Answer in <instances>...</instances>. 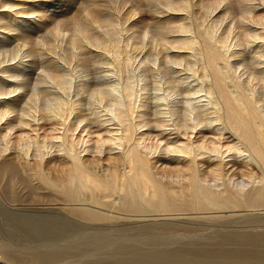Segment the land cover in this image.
Masks as SVG:
<instances>
[{
  "label": "bare ground",
  "instance_id": "6f19581e",
  "mask_svg": "<svg viewBox=\"0 0 264 264\" xmlns=\"http://www.w3.org/2000/svg\"><path fill=\"white\" fill-rule=\"evenodd\" d=\"M76 1L0 0V264H264V0Z\"/></svg>",
  "mask_w": 264,
  "mask_h": 264
},
{
  "label": "rangeland",
  "instance_id": "374dc122",
  "mask_svg": "<svg viewBox=\"0 0 264 264\" xmlns=\"http://www.w3.org/2000/svg\"><path fill=\"white\" fill-rule=\"evenodd\" d=\"M78 5H79V1H76L75 0V2H74V6L72 7V10H71V13L72 14H77L78 12H77V7H78ZM134 18V17H133ZM132 18V19H133ZM131 20V19H130ZM127 23H128V21H127ZM67 69V73H68V78L69 79H72V80H70V81H72V82H70L69 80H68V82H70V83H68V85H67V90L64 92V93H68L67 95H69V96H72V97H75V87H77L78 85H80V82L83 84H87V83H89V85H91V84H93V85H95V83H99V82H102V81H104V80H106V79H104V77L105 76H103V73L101 72V70H98L97 68H94V67H91V66H87V67H78V66H67L66 67ZM73 68H75V69H73ZM80 68V69H79ZM73 72H70V70ZM88 70V71H87ZM75 71V72H74ZM78 71V72H77ZM95 72V73H94ZM86 73H87V75H86ZM102 73V74H101ZM140 73V74H139ZM72 75H73V77H72ZM103 77H102V76ZM134 75V76H133ZM138 75V76H137ZM82 79H81V78ZM84 77H86V78H84ZM101 77V78H100ZM139 77V78H138ZM109 78V77H108ZM111 78V77H110ZM109 78V79H110ZM81 79V80H80ZM102 79H104V80H102ZM131 79L133 80V82H134V85L136 84V87H138V85H139V87L138 88H142V89H140V91L144 94V96L146 95L147 96V98L149 99V92L151 93V95H152V93H153V91H152V82H151V80H150V77L148 76V74L143 70V69H140V68H138V69H136V71H135V69H134V71H133V74H132V77H131ZM138 81H137V80ZM146 79V80H145ZM102 80V81H101ZM140 80V81H139ZM98 81V82H97ZM48 83V84H47ZM91 83V84H90ZM143 83V84H142ZM71 84V85H70ZM73 84V85H72ZM76 84V85H75ZM81 84V85H82ZM48 87V86H51V84H50V82H49V80L48 79H42L40 82H38V83H36V84H34L33 82H31V83H29V85H28V88H30V90H33V91H36V92H38V91H41L42 89H44L45 87ZM41 87H42V89H41ZM143 88H144V90H143ZM175 88V89H174ZM169 90H170V95L167 97L168 98V100L167 101H170V103L171 104H175L176 105V103H177V105H179V103H181V104H183V102L185 101L184 100V96H183V93H181V92H179L178 90H176V87L175 86H170L169 88H168ZM178 89V88H177ZM176 90V91H175ZM145 91H149L148 92V94H147V92H145ZM71 92H72V94H71ZM63 93V95H65ZM84 93V94H83ZM85 93H87V91H81L78 95H80V98L82 97V101L81 102H83L84 101V103L81 105V110L82 111H84V112H88V109H86L88 106L90 107H98V108H101V107H103L105 104H106V102L103 100V101H100L101 102V104H100V102L95 98H92V96H89L88 94H85ZM174 93V94H173ZM178 94V95H177ZM174 95V96H173ZM79 97V96H78ZM172 97H174V99L172 98ZM177 97V98H176ZM182 97V98H181ZM39 98V99H38ZM38 98L37 99H35L34 101H33V103H34V106L36 107V108H38V109H43L45 106H49V105H51V103L53 102L54 103V99L50 96V95H48V96H43V95H39L38 96ZM92 98V99H91ZM177 100H176V99ZM173 99V100H172ZM47 100H49V101H47ZM52 100V101H51ZM176 102V103H175ZM38 103V104H37ZM50 103V104H49ZM53 103H52V105H53ZM169 103V102H168ZM49 104V105H48ZM90 104V105H89ZM104 104V105H103ZM86 107V108H85Z\"/></svg>",
  "mask_w": 264,
  "mask_h": 264
},
{
  "label": "snow or ice",
  "instance_id": "6c2138e0",
  "mask_svg": "<svg viewBox=\"0 0 264 264\" xmlns=\"http://www.w3.org/2000/svg\"><path fill=\"white\" fill-rule=\"evenodd\" d=\"M47 6H49V5H47V4H45V7H47ZM3 101H0V103H2ZM161 143H163V141H161Z\"/></svg>",
  "mask_w": 264,
  "mask_h": 264
}]
</instances>
